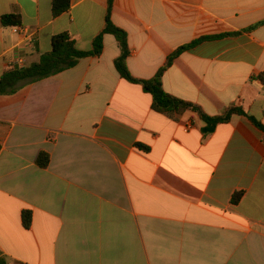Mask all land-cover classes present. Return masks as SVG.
<instances>
[{
  "label": "crops",
  "instance_id": "1",
  "mask_svg": "<svg viewBox=\"0 0 264 264\" xmlns=\"http://www.w3.org/2000/svg\"><path fill=\"white\" fill-rule=\"evenodd\" d=\"M52 8L0 0V79L40 62L59 34L93 50L109 0ZM10 14L30 38L2 25ZM111 21L139 80L214 37L174 59L163 89L211 117L236 106L264 125V0H112ZM103 44L100 57L0 96V264H264V133L244 116L204 134L197 113L156 112L117 71V38Z\"/></svg>",
  "mask_w": 264,
  "mask_h": 264
},
{
  "label": "trees",
  "instance_id": "2",
  "mask_svg": "<svg viewBox=\"0 0 264 264\" xmlns=\"http://www.w3.org/2000/svg\"><path fill=\"white\" fill-rule=\"evenodd\" d=\"M71 0H53V15L58 17L67 12L70 8ZM112 0H109V9L106 18V26L103 32L95 39L93 50L90 52H82L76 48L75 41L68 33L59 34L52 39V51L41 57L40 62L26 66L20 69H14L5 73L0 79V96L14 95L24 86L35 83L37 81L52 77L65 70L75 67L78 62L87 57H100L103 53V37L105 34H113L119 41L122 54L115 62V66L120 76L132 83L142 86V88L153 96V109L156 112L175 116L183 114L187 111L197 113L199 117L207 124L204 128V134L212 133L219 124H226L231 121L234 116L247 117L251 123L264 133V125L255 117L250 116L241 107H230L223 114L211 117L203 112V110L189 102L178 99L163 89L162 78L164 73L171 67L174 59L183 53L187 48L196 46L200 42L214 37H203L188 46L178 49L161 68L156 76L151 80H139L132 76L127 65V59L130 55L127 35L124 31L115 27L111 21ZM2 25L5 27L21 26L22 20L19 15H4L1 18ZM1 152V146H0ZM49 157L41 154L38 158V165L41 168H47L49 165ZM243 193L239 192L233 196L232 203L237 204L242 199ZM23 226L30 229L32 226L33 215L31 211H24L22 215ZM21 264V263H17Z\"/></svg>",
  "mask_w": 264,
  "mask_h": 264
},
{
  "label": "built area",
  "instance_id": "3",
  "mask_svg": "<svg viewBox=\"0 0 264 264\" xmlns=\"http://www.w3.org/2000/svg\"><path fill=\"white\" fill-rule=\"evenodd\" d=\"M13 31L16 34H24L25 36H29V38L31 37L29 31L27 30V28L23 27V26H16L13 27Z\"/></svg>",
  "mask_w": 264,
  "mask_h": 264
}]
</instances>
